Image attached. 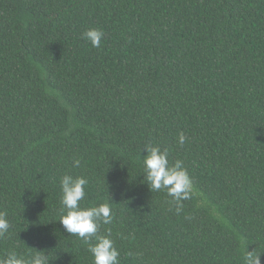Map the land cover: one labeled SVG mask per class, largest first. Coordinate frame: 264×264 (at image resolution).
Returning <instances> with one entry per match:
<instances>
[{"label": "trees", "instance_id": "trees-1", "mask_svg": "<svg viewBox=\"0 0 264 264\" xmlns=\"http://www.w3.org/2000/svg\"><path fill=\"white\" fill-rule=\"evenodd\" d=\"M147 143L189 171L179 211L143 180ZM65 173L111 203L120 264L264 252V0H0V257L93 264L59 222Z\"/></svg>", "mask_w": 264, "mask_h": 264}, {"label": "clouds", "instance_id": "clouds-1", "mask_svg": "<svg viewBox=\"0 0 264 264\" xmlns=\"http://www.w3.org/2000/svg\"><path fill=\"white\" fill-rule=\"evenodd\" d=\"M104 32L100 28H90L82 33V38L89 42L93 48H99L102 44ZM183 132L179 133L178 143L183 146L186 141ZM146 155L143 156L142 170L143 180L151 192L166 191L172 198V203L181 206V202L189 199L193 190L192 179L185 163L181 159L170 162V150L159 144L147 143L143 148ZM81 161L73 160V167L79 168ZM89 181L84 176H73L65 173L59 181L61 191V217L59 222L64 230L76 236L91 254L93 264H120V251L112 238L110 228L101 227L111 225L114 213L109 201L82 207L85 201L86 188ZM12 224L7 219V213L0 211V238L10 234ZM264 252L248 251L247 248L241 254V264H261L260 257ZM50 260L45 251L18 253L10 250L0 257V264H49Z\"/></svg>", "mask_w": 264, "mask_h": 264}]
</instances>
